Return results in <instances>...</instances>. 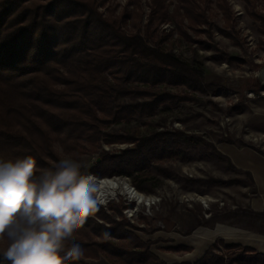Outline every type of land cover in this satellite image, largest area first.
<instances>
[{"label":"trees","instance_id":"1","mask_svg":"<svg viewBox=\"0 0 264 264\" xmlns=\"http://www.w3.org/2000/svg\"><path fill=\"white\" fill-rule=\"evenodd\" d=\"M97 1L0 0V158L32 156L38 168L46 169L62 157L56 146L78 160L92 156L107 125L150 116L160 105L169 106L166 101L188 100L165 92L166 86L203 92V71L161 46L156 25L171 21L166 0H151L143 27L137 15L135 21L127 12L119 17L101 13L105 0ZM189 6L182 9L191 18ZM120 98L150 101L121 103ZM116 139L106 143L133 148L118 156L100 150L92 166L81 171L96 177L132 176L154 159L179 156L183 145L197 140L164 131ZM106 210L120 215L114 207L100 206L86 220L75 238L85 254L75 264H91L99 255L108 264H163L124 230L129 224L112 220ZM226 248L240 251L227 257V264H264V256L250 248ZM0 264H8L2 255ZM193 264H224V257L207 251Z\"/></svg>","mask_w":264,"mask_h":264},{"label":"rangeland","instance_id":"2","mask_svg":"<svg viewBox=\"0 0 264 264\" xmlns=\"http://www.w3.org/2000/svg\"><path fill=\"white\" fill-rule=\"evenodd\" d=\"M189 4L191 18L183 10L190 9ZM166 6L171 21L153 23L150 30L156 25L161 46L179 61L203 71V92L166 86L165 92L188 100L166 101L169 106L160 105L150 116L107 125L97 153L78 158L88 169L100 150L118 156L133 144L106 142L129 133L182 132L196 138V145H183L179 156L154 159L142 173L97 177L126 183L149 198L150 207L120 191L100 206L118 209L120 215L106 213L116 222L129 224L124 230L147 245L148 252L163 264H193L207 251L223 256L227 264L240 251L226 248L236 244L221 239L217 228L248 223L264 227V216H254L247 209L255 195L250 174L236 168L225 153L234 147L264 156V79L254 76L264 71V0H166ZM98 10L107 16L110 11L115 17L124 12L137 15L143 27L151 13V0H105ZM126 24L129 30L130 23ZM56 148L62 156L68 154ZM91 264L108 263L99 255Z\"/></svg>","mask_w":264,"mask_h":264},{"label":"clouds","instance_id":"3","mask_svg":"<svg viewBox=\"0 0 264 264\" xmlns=\"http://www.w3.org/2000/svg\"><path fill=\"white\" fill-rule=\"evenodd\" d=\"M254 76L264 79V71ZM69 154L52 168L32 156L0 158V255L8 264H75L85 250L76 233L109 193Z\"/></svg>","mask_w":264,"mask_h":264},{"label":"crops","instance_id":"4","mask_svg":"<svg viewBox=\"0 0 264 264\" xmlns=\"http://www.w3.org/2000/svg\"><path fill=\"white\" fill-rule=\"evenodd\" d=\"M232 164L248 174L253 182L254 194L248 201V211L254 216H264V156L251 149L227 148L225 151ZM221 239H229L233 244L251 248L264 256V227L260 225L228 224L220 225Z\"/></svg>","mask_w":264,"mask_h":264},{"label":"bare ground","instance_id":"5","mask_svg":"<svg viewBox=\"0 0 264 264\" xmlns=\"http://www.w3.org/2000/svg\"><path fill=\"white\" fill-rule=\"evenodd\" d=\"M101 182H103L106 190L111 193L109 196H113L115 193H117V191H120L122 194L126 195L128 199L134 201L137 204H143L148 207L153 204V202L149 198H146L143 195L137 193L134 188H131L126 183H117L113 180H102Z\"/></svg>","mask_w":264,"mask_h":264},{"label":"snow or ice","instance_id":"6","mask_svg":"<svg viewBox=\"0 0 264 264\" xmlns=\"http://www.w3.org/2000/svg\"><path fill=\"white\" fill-rule=\"evenodd\" d=\"M113 186H115V185H113Z\"/></svg>","mask_w":264,"mask_h":264}]
</instances>
